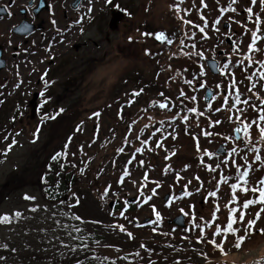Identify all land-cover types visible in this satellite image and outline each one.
<instances>
[{"label":"rangeland","instance_id":"1","mask_svg":"<svg viewBox=\"0 0 264 264\" xmlns=\"http://www.w3.org/2000/svg\"><path fill=\"white\" fill-rule=\"evenodd\" d=\"M178 2L84 0L82 6L85 7V14L80 26H74L69 31H58L52 39L45 38V33L41 31L29 39H18L9 35V26H6L4 49L7 64L1 68L0 75V215L8 214L11 217L14 212L20 211L22 216L13 217L11 223L0 224V257L4 258L0 259V264L1 261L4 264L25 263L26 258L21 260L24 257L15 256L17 249L33 259L34 254L49 258L45 262L32 261L31 264H57L68 259V262L59 264H75L71 261H74L77 253L62 247L61 241L76 248L77 252L90 253L88 255L95 259L96 264H247L249 260L252 264L254 260L264 259L256 252L264 243V235H252L239 250L234 247L235 238L232 235L213 236L217 224L222 229L226 225L231 207L245 212V221L241 223L237 217L234 225L240 230L238 234L244 235L247 219L253 218L261 206H249L246 210L242 208L244 200L255 199L258 195L251 191H238L236 204L230 203L232 192L229 184L234 182L232 180L227 184L221 183L217 188L220 174L229 177L236 174L231 163L227 167L221 163L215 172L205 167H215L232 147L239 146L241 155L245 154L240 141L223 139L224 136L231 138L236 135V123L228 119L230 113L209 112L206 107L209 103L213 108L219 107L223 101L221 93H233L229 86L231 77L213 75L205 61L214 57L220 62L225 57L226 61L220 65L228 62L235 65L230 67V71L234 73L241 99L251 97V103H258L248 92L251 84L246 78L254 69L258 70V64L243 70L242 65L236 64L243 57L233 47L235 44L240 52L247 53L250 32L243 25H247V29L254 28L247 21L244 11L249 6V0H237L234 5L231 0H204L206 7L201 5L200 0H183L181 12L177 13L169 6ZM229 6L235 7L236 12L225 11L222 14L220 10ZM56 11L52 18L61 20V14ZM254 12L264 16L259 3L254 6ZM65 14L71 17L75 12L69 10ZM201 15L209 24L206 39L193 27L203 23ZM183 19L192 23L185 25ZM217 19L220 21L216 25L219 31L211 27ZM224 24L228 26L223 28ZM158 31H164L173 43L162 44L155 40ZM193 33L194 37L189 39ZM129 37H132L131 41ZM229 37L231 43L228 45L225 40ZM180 40L185 41V46L180 45ZM193 43L195 48H192ZM257 47L260 51L248 55L258 62L264 60V40L258 42ZM145 49L149 50V55H145ZM201 50L205 53L203 61L196 55H186ZM201 64L205 65L206 75L194 80L192 85L185 83L198 75ZM124 80L127 83H123ZM200 80L206 81L205 88L214 90L216 99L211 98L204 103L205 88H199ZM45 81L49 82L47 87ZM218 83L220 89L216 88ZM140 88L144 89L140 96L130 95L133 89ZM180 90L186 93V97L196 96L197 100L193 102L180 98ZM41 91L44 97L39 95ZM255 91L264 96L259 84ZM161 92L170 98V111L150 106L151 102L162 100L159 96ZM45 99L47 103L43 102ZM232 99L230 95L229 103ZM193 106L206 112L207 116L197 117L188 113L187 109ZM237 108H245L242 119L247 117L251 120L257 115L251 107L238 105ZM97 109L101 111V116L89 118ZM118 109L121 116L117 114ZM175 113L188 115L189 126L186 127L179 118L172 124L169 117ZM232 115L234 119L235 113ZM149 117L152 119L149 120ZM209 118L213 121L219 119L222 123L209 127ZM81 121L82 130L77 132L75 129ZM161 122H164L162 131L153 135ZM97 124L98 135L92 142ZM146 124L149 126L145 129ZM37 128L39 133L34 138L33 133ZM201 130L220 135L205 138L200 135ZM172 134H175V139ZM193 135L198 136L201 150L207 148L216 152L221 147L224 153L211 160L203 157L204 163H201V153L196 151ZM4 136L8 139L5 140ZM69 136H72V141L67 149L68 157L63 171L76 174L75 183L59 202H44L35 192L39 172L44 168L49 170V158L46 162L42 158L47 153L53 155L63 150ZM125 136L127 143L123 139ZM250 137L253 142L259 140L255 125L250 129ZM145 138H149L146 150L135 153V149L141 147L140 140ZM13 139L17 144L9 151L7 146ZM209 139L212 143L208 142ZM157 140L162 141V147H155ZM81 145L83 154L79 150ZM119 147H124L125 151L117 154ZM261 147L264 151V145ZM173 150L175 155H170ZM133 154L135 159L131 164H126ZM246 154L253 165L249 176V187H252L264 178V167L254 162L253 153ZM166 155H170L168 160L165 159ZM140 160L144 161L143 165L138 163ZM236 160L243 163L239 157ZM42 164H45L44 168ZM71 164H75L76 168ZM185 165H189L186 170ZM166 166H170L167 173L164 171ZM125 167L131 175L125 177L123 183H117ZM80 168H84L83 174ZM176 173L180 174L179 180ZM145 174L147 180L143 179ZM195 177H199V181ZM155 182L160 184L156 188L157 195L148 203H143L138 192L139 185L144 183L143 192L151 195V189L156 187ZM109 185L110 194L101 199ZM185 190L191 195L184 196ZM212 191L217 192L215 197L208 195ZM73 192L80 203L69 208ZM167 195L168 200L164 201ZM25 196L35 199H25ZM170 200L171 206H166ZM61 201L64 203L61 204ZM126 201L127 210L124 217H120L119 212ZM153 204L162 216L159 225L149 223V220H154L150 207ZM33 207L37 209L35 212L30 211ZM180 208L188 213L183 215L184 227L167 222L182 215ZM61 212H66V215ZM214 212L216 218L213 221ZM53 213H56L55 217ZM193 214L195 224L205 226L204 237L199 243V229L193 226ZM73 215L81 216L83 222L71 219ZM54 220L61 224L78 225L82 231L72 233V236H82L87 248L79 247L81 241L71 239L67 231L58 229ZM117 223L124 224L127 231L133 233V238L129 239L125 233L110 227ZM153 227L157 229L155 233ZM255 229H264V213ZM213 239L217 243L223 240L227 255H221L209 243ZM141 244L145 247L141 248ZM30 246H35L37 250L23 249Z\"/></svg>","mask_w":264,"mask_h":264},{"label":"snow or ice","instance_id":"2","mask_svg":"<svg viewBox=\"0 0 264 264\" xmlns=\"http://www.w3.org/2000/svg\"><path fill=\"white\" fill-rule=\"evenodd\" d=\"M107 2H110V0H107ZM183 2V0H179L178 3H175L173 5H170V9L175 10L177 13L181 12V3ZM237 2V0H231V4L234 5ZM201 5L205 6L204 4V0H200ZM257 3H259V7L261 9V12H264V0H249V6L246 7L244 9V11L247 14V21L249 23H252L254 25V28L252 29H247V25H243V27H245L246 31L250 32V43H248L247 45V53H242L240 52V48L238 46H236L234 44V50L238 53H240V55L243 57V59H238L236 64L237 65H242L243 66V70H247L248 68H251L254 64H258V70L254 69L249 75H247V80L250 82L251 87L248 88V92L251 93L252 96H254L256 98V101H258V103H251V97L249 98H244L241 99V94L239 92V90L236 88V80H235V76L234 73H232L230 71V67L235 66L232 65L231 62L228 63H224L223 65H220L219 62L215 61L214 57H213V64L211 65L212 69L214 71H216L217 73H219L221 76H225V75H229L231 77V84L229 85L234 91L231 94H225V93H221L223 95V101L222 104L219 107L213 108L212 105L209 103L206 105V107L208 108L209 112H221V111H227L230 113L228 119L230 122L236 123V127L234 128V133L236 134L233 137H229V136H224L223 139L225 141H229L230 139L232 140H238L240 141V143L243 145V151L245 152L244 155H241V148L239 146L237 147H232L230 149V151H228L226 157L220 162L217 163L215 165V167H213L212 165H205V167L210 170V171H217L220 167H221V163L227 167L229 165V163H231V165L233 167H235V172L236 174L232 177L226 176L224 174H220L219 175V180L217 182V188H219V185L221 183H229L230 180L234 181L231 182L229 184V187L231 189L232 195L230 197V203L232 204H236L237 202V192H243V193H247L249 191H251L254 194H258L256 196L255 199H246L243 201L242 203V208L243 209H248L249 206H253V205H260V209L255 213V216L253 218L247 219L246 221V227L244 228V235H239V229L234 227V225L237 223V217L239 222L243 223L245 221V212L240 210L237 207H231L229 208V213L227 216V223L225 226H223V229L221 228L220 225H216L215 226V232L213 233V236H224L227 237L228 235H232L235 238V244L234 247L239 250L242 247L243 242L246 239H249L252 235L254 234H258V235H264V229H255V225L257 224L258 220L261 217V214L264 213V178H261L258 182L256 186H252L249 187L250 185V181H249V176H250V171L253 168V165L251 163H249L247 154L248 152H251L254 154V162L258 163L260 165V167H264V151H262V145H264V96H261L260 93L258 91H255V89H257V85L259 84L260 86V91H264V60L261 61H254L252 56L248 55V53H254L257 51H260V49L257 47L258 42H260L261 40H264V28H262V25H264V16H262L260 13L254 12V6L257 5ZM51 7V6H49ZM7 11V9H5ZM89 11H91V8H89ZM221 13L223 14L225 11H229V12H236V8L229 6L228 8H222ZM186 14V12H185ZM8 15L11 16V12H8ZM229 19H232L231 17ZM200 20L203 21V23L201 25H193V27L197 28L198 31L202 34V38L206 39L207 38V31L206 29L209 27L208 21L206 20V18L201 15L200 16ZM53 23V25H55V21H51ZM80 21H76L75 23H79ZM236 23H239V21H234ZM182 23L185 25L191 24L192 22L187 20V19H183ZM220 23L219 19H217L216 21H214L211 25L212 29L215 31H219V28L216 27V25H218ZM16 32H27L29 31V26L27 24L23 25L22 27H18L15 29ZM142 35H151L150 33H142ZM194 37V33L191 34L189 36V39ZM129 41L132 40V37L128 38ZM229 39H231V37H229ZM155 40L166 44H172L173 40L170 36L166 35L164 31H158L155 33ZM9 45L11 44V40L9 39L8 41ZM180 45L183 47L185 46V41L184 40H180ZM196 45L193 43L192 48H195ZM149 50L145 49V55H149ZM186 55H196L198 57V59L200 61L205 60V53L204 51H197V52H189L186 53ZM206 75V71H205V65L201 64L200 65V71L198 73L197 76H194L193 79L190 80H186L185 83H187L188 85H192L194 80L199 79L200 77H204ZM43 78V77H42ZM47 81H45V87L48 86ZM123 83H127V80H124ZM206 85V81L204 80H200L199 83V88H205ZM19 85H17L18 87ZM217 89L221 88V85L218 83L216 85ZM144 91L143 88H140L138 90L133 89L130 93V95L132 97H138L142 94V92ZM39 95L41 97H44V92L41 91L39 93ZM230 95L233 97L232 102L229 103V99H230ZM159 96L162 98V100L160 102H156L153 101L151 102L152 107L158 106L159 109L161 110H171L170 107V98L166 97L164 95V93H159ZM179 97L180 98H187L190 99L191 101L195 102L197 100L196 96H191V97H186V93L183 90L179 91ZM207 99V98H206ZM212 99H216V95L214 94L212 96ZM44 103H47V100L45 99L43 101ZM128 103H131V101H129ZM238 105H244V106H248L251 107L253 112H255L257 115L249 120L247 117H244L243 119L241 118L245 112V108H237ZM108 107H111V105H107ZM61 112H63V109H60ZM188 113H192L197 117H203V116H207V113L204 111H200L197 107L193 106L191 108L187 109ZM233 113H235V118L233 119ZM118 116H121V111L118 109ZM101 116V111L99 109L93 111L90 115L89 118H99ZM49 118H54V117H49ZM177 118H179L181 120L182 123H184L187 126H189V116L188 115H180V113H175L173 114L171 117H169V121L174 124L175 121L177 120ZM152 117H149V120H151ZM135 120L132 121L133 124H135ZM222 121L217 119V120H211L209 118V127H214L216 125L221 124ZM82 125H83V121L80 122V124L77 125L75 131L79 132L82 130ZM255 125V127L258 129L259 132V140L256 142H253L251 140L250 137V129ZM149 125H144V128H148ZM164 126V122H161V126L155 128V131L153 133V135H155L156 132H161L162 128ZM197 126H199L197 124ZM97 131L94 132V136H93V141L95 142V138L98 135V128L99 125L97 124L96 126ZM128 131H131V125H129ZM143 132V129H141V134ZM39 133V128H37L35 130V132L33 133L34 138L37 136V134ZM242 134V135H241ZM200 135H203L205 138H209L212 137L214 135H220L219 133H213V132H209L207 130H201ZM5 140L8 139L7 136L3 137ZM172 138L175 139L176 136L175 134H172ZM124 142L127 143V136H125L124 138ZM137 139L139 140L140 137L137 136ZM193 140L196 141V151L198 153H201V157H199L201 163H204L203 161V157H207L208 159H213L214 157H218L219 156V151L217 152H212L209 151L207 148L201 150L200 148V144H199V139L197 135H193ZM72 141V136L68 137V141L64 144L63 146V150L61 151H57L55 152L54 155L51 156V161L53 162H59V167L61 169V171L65 168L66 166V162H67V157H68V152L67 149L69 147V144ZM33 142H35V139L33 140ZM209 143H212L211 139H209L208 141ZM17 141L15 139H13L11 141V143L7 146V150H11L12 146L16 145ZM140 144L141 147H137L135 149V153H142L146 150V146L149 144V138H145L143 140H140ZM91 146V145H89ZM155 147H162V141L161 140H157L155 142ZM80 152L83 154V145H81L80 147ZM147 150L151 151L150 148H148ZM125 151L124 147H119L116 149L117 154L123 153ZM6 154V153H5ZM73 156L76 155V153H72ZM170 155H175V151L173 150L171 152ZM170 155H166L165 159L168 160L170 158ZM236 157H239L240 160L243 163H237ZM135 159V155L133 154L131 156V158L126 162V164H131L132 160ZM140 165H143L144 161L140 160L138 162ZM73 168H76L75 164H71L70 165ZM189 167V165H185L184 168L185 170ZM49 169H51V165H49ZM170 170V166H166L165 167V173H167V171ZM79 171L81 172V174H83L84 172V168H80ZM101 171H103V169H101ZM57 176L60 175V173H56ZM131 173L128 170L127 167H125L122 170V175L121 177L118 179L117 183H123L124 182V178L130 176ZM147 175L145 174V176L143 177L144 180H147ZM180 174L176 173V179L179 180ZM195 179H197L199 181V177H195ZM190 183V181H189ZM156 187L151 189V195H147L143 192L144 187L146 186L144 183H141L139 185L138 188V192L140 197L142 198L143 203H148L149 201L152 200V198L154 196L157 195L156 192V188L160 187L159 182H155ZM110 185L107 186L104 189V192L101 195V199H104L105 197H107L110 194ZM191 195L190 192H188L187 190H185L184 192V196H189ZM209 196L211 197H215L217 195L216 191H212L208 193ZM72 197H73V201L72 203L68 204V207L71 208L73 206L79 205L80 200L79 198L76 196V193H72ZM25 199H30V200H34L35 197H29V196H25ZM61 204L64 203V201L60 202ZM172 201L170 200L168 202V204H166V206H171ZM128 207V203L127 201L125 202L124 206H123V210L119 212L120 217H124L125 212L127 210ZM151 209H152V214L154 217V220H149L150 224H154V225H159L162 222V216L161 213L157 210L156 206L150 205ZM191 207V206H190ZM37 209L35 207L31 208L30 211L35 212ZM218 210V209H217ZM180 213L182 215H188V213L185 212V210L183 208L179 209ZM112 214V213H110ZM56 213H53V217H55ZM22 216V213L20 211H16L12 214V216L10 217L8 214H4V215H0V224H5V223H11L12 222V218H20ZM216 215L215 212L213 213V221L215 220ZM71 219H74L76 221L79 222H83L82 217L79 215H73L71 216ZM203 219V218H201ZM195 217L193 214V226L194 227H198L199 229V236L197 237V243L201 242V240L204 237L205 234V226H198L195 224ZM54 223L56 224L58 229L67 231L69 236L71 237V239H79L81 241V244L79 247L82 248H87V245L84 243V239L82 236L77 237V236H72V233H80L82 230L78 225H69V224H61L60 221L58 220H54ZM95 223H100L99 221H95ZM140 226V225H137ZM207 226H211L210 224H208ZM110 227L114 228V229H118L121 233H125L127 235V237L129 239L133 238V233L131 231H127L126 227L124 224H113L110 225ZM152 231L155 233L157 231L156 227H153ZM185 231H187V229H185ZM209 243H211L213 245V247L217 248L221 255H227V251L224 249L223 247V240H221L219 243H217V241L215 239L210 240ZM61 246L64 248H68L71 251H76V248H72L69 244L64 243L63 241H61ZM5 247H7V245H5ZM141 248H144L145 245L141 244L140 245ZM13 251H15V249H13ZM137 255H139L137 253ZM0 259H4L3 257H0ZM149 264H151V262H149ZM177 264H179V262H177ZM253 264H264V259H258V260H254Z\"/></svg>","mask_w":264,"mask_h":264},{"label":"flooded vegetation","instance_id":"3","mask_svg":"<svg viewBox=\"0 0 264 264\" xmlns=\"http://www.w3.org/2000/svg\"><path fill=\"white\" fill-rule=\"evenodd\" d=\"M83 2L84 0H0V75L1 61L4 62V66L7 64L4 49L7 25L9 26V35L18 39H29L37 31L44 32L45 38L52 39L58 34V31L63 32L66 29L69 31L74 26H80L85 14ZM55 10H57V14H61V20L52 18ZM69 10L75 12L74 16L70 17L65 14ZM8 12H11V16L8 15ZM53 20L56 22L55 25L51 22ZM78 20L80 22L75 23ZM25 24L29 26V31H15L16 28ZM54 32L57 33L54 34Z\"/></svg>","mask_w":264,"mask_h":264},{"label":"trees","instance_id":"4","mask_svg":"<svg viewBox=\"0 0 264 264\" xmlns=\"http://www.w3.org/2000/svg\"><path fill=\"white\" fill-rule=\"evenodd\" d=\"M59 151H61V150H59ZM49 155L50 154L47 153L42 158V160H43V162H46V160L49 158L48 162H47V164H48L47 167L49 169V165H51V169L45 170V168H44L45 164L41 165V167L44 169H42L43 171L39 172V174H38V178H37V182H36V188L37 189L35 190V192H37L38 196L44 202L57 203L63 197H65L68 189L72 185H74L75 178L77 177V175L74 173H70V172L65 173L63 171L65 168L61 171V169L59 167V162L51 161L50 158L52 155H50V156ZM58 172L60 173L59 176L56 175V173H58ZM55 175H56V177L53 180ZM10 180L11 179H9V181ZM61 213H63V212H61ZM63 214L66 215V212ZM23 249L25 251L33 250V249L37 250L35 248V246H30V247L23 248ZM22 253H23V251H21L20 249H17L15 256L18 257L19 255H21V257H24L21 260H24L26 258V261L23 264H31L32 261H37V263H42V262H45L46 260H49V258L46 255L40 256V254H34L33 253L34 254V259H33V258H31V256H29L27 254L23 255ZM72 253H77V254L75 256L74 261H71V263L74 262L75 264H94V263L96 264L95 259L90 258V256L88 255L90 253H85L84 251H78V252L73 251ZM68 261H69V259H68ZM68 261H62V262H56V263L59 264V263L68 262ZM1 264H4V263H2V261H1ZM13 264H17V263L13 262Z\"/></svg>","mask_w":264,"mask_h":264},{"label":"water","instance_id":"5","mask_svg":"<svg viewBox=\"0 0 264 264\" xmlns=\"http://www.w3.org/2000/svg\"><path fill=\"white\" fill-rule=\"evenodd\" d=\"M226 27H227V25L224 26V28H226ZM206 64H207V67L209 68V70L211 71L212 74H217V72L214 71L212 69V67H211V65L213 64V60L206 61ZM211 95H212V91L209 90V89H206V91H205V97H204L205 102H208L209 101V99L211 98ZM218 151L220 153V150H218ZM167 198L168 197L166 196L164 199L167 200ZM183 221H184V217L183 216H178L175 219H173L172 222L174 224L180 226V227H183V224H184ZM168 223H170V221H168Z\"/></svg>","mask_w":264,"mask_h":264},{"label":"clouds","instance_id":"6","mask_svg":"<svg viewBox=\"0 0 264 264\" xmlns=\"http://www.w3.org/2000/svg\"><path fill=\"white\" fill-rule=\"evenodd\" d=\"M247 251V250H246ZM257 255L264 257V243H262L257 249H256ZM247 264H251V261L249 260Z\"/></svg>","mask_w":264,"mask_h":264}]
</instances>
